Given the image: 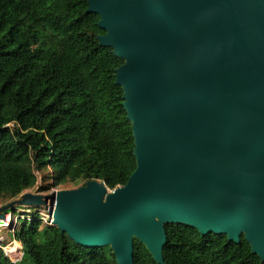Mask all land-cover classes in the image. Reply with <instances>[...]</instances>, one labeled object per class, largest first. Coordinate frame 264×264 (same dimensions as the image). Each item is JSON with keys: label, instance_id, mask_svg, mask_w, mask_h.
<instances>
[{"label": "water", "instance_id": "obj_1", "mask_svg": "<svg viewBox=\"0 0 264 264\" xmlns=\"http://www.w3.org/2000/svg\"><path fill=\"white\" fill-rule=\"evenodd\" d=\"M100 44L124 63L116 82L137 166L127 183L99 180L0 205L51 207L53 225L134 264V239L165 264V225L250 243L264 261V0H89Z\"/></svg>", "mask_w": 264, "mask_h": 264}, {"label": "trees", "instance_id": "obj_2", "mask_svg": "<svg viewBox=\"0 0 264 264\" xmlns=\"http://www.w3.org/2000/svg\"><path fill=\"white\" fill-rule=\"evenodd\" d=\"M89 0H0V205L39 182L123 186L136 169L132 123L116 82L124 63L100 44V15ZM10 211V210H8ZM38 214L22 220L18 263L0 249V264H118L110 245L76 243ZM165 264H264L244 236L203 235L184 223L165 225ZM134 264H159L137 238Z\"/></svg>", "mask_w": 264, "mask_h": 264}, {"label": "built area", "instance_id": "obj_3", "mask_svg": "<svg viewBox=\"0 0 264 264\" xmlns=\"http://www.w3.org/2000/svg\"><path fill=\"white\" fill-rule=\"evenodd\" d=\"M50 208L51 207H43V210L36 208V213L33 214H25V212H20L17 215L15 212L7 211L5 213V217L0 219V249L11 259L13 263L20 262L24 256L23 245L16 237V230L20 225L21 219L32 220V218L38 214V217H40L42 220H46L45 217L47 216L49 223L53 224L52 217L50 216ZM5 230L12 234L11 239L5 236V234H7Z\"/></svg>", "mask_w": 264, "mask_h": 264}, {"label": "rangeland", "instance_id": "obj_4", "mask_svg": "<svg viewBox=\"0 0 264 264\" xmlns=\"http://www.w3.org/2000/svg\"><path fill=\"white\" fill-rule=\"evenodd\" d=\"M38 174V176H39V182H38V184L35 186V187H33V188H31V189H28L27 191H30V192H42V191H39V188H40V185H41V181H42V174L41 173H37ZM79 186H82V185H74V184H66V185H63V186H59V187H57V188H54V189H51V190H49V191H47V192H42V193H46V194H48V193H50L51 191H54V190H59V189H71V188H77V187H79ZM17 207V208H16ZM15 207V209H11L10 210V212H15L17 215L20 213V212H25V214H33V213H36V208H34V207H26V206H21V205H18V206H16ZM40 210H43V207H41V208H39ZM47 214V213H46ZM50 216H51V214H50ZM48 217L46 216L45 217V219L46 220H42V222H43V224H42V226H41V228L44 226V225H53V224H50L49 223V219H47ZM22 220L23 219H21V223H22ZM20 226V225H19ZM18 226V227H19ZM5 232H7V234H5V236L6 237H9L10 239L12 238V234L9 232V231H7V230H5ZM22 263L23 264H30V262L28 261V259L26 258L25 259V261L23 262L22 261Z\"/></svg>", "mask_w": 264, "mask_h": 264}, {"label": "bare ground", "instance_id": "obj_5", "mask_svg": "<svg viewBox=\"0 0 264 264\" xmlns=\"http://www.w3.org/2000/svg\"><path fill=\"white\" fill-rule=\"evenodd\" d=\"M54 192H55V191H54ZM50 210H51V211H50V214H51V217H52V220H53V216H52V215H53V209L50 208Z\"/></svg>", "mask_w": 264, "mask_h": 264}]
</instances>
